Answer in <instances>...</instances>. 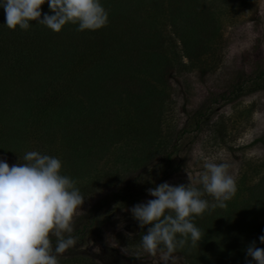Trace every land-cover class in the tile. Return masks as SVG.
Listing matches in <instances>:
<instances>
[{
	"label": "rangeland",
	"instance_id": "obj_1",
	"mask_svg": "<svg viewBox=\"0 0 264 264\" xmlns=\"http://www.w3.org/2000/svg\"><path fill=\"white\" fill-rule=\"evenodd\" d=\"M138 1L133 0L134 9L128 16L129 12H121L126 16L121 20L116 17L111 21V10H106V4L103 6L108 21L116 24L115 30H130V35L126 36L127 41L117 55L121 60L115 61L119 65L127 61L122 70L107 74L113 78L100 79L95 74L89 82L91 91L104 85L100 93L89 97V107L99 112L95 123L81 115L83 125H79L77 131L71 129L64 134H58L59 126H54V131L38 129L42 124L33 126L26 115L20 125L18 118L26 112L24 107H32V114L34 103L40 98L26 103L23 93L21 103L16 101L18 103L11 105L8 100L15 99L14 92L1 95L0 116L9 110L5 117L12 119L10 127L18 126V134L23 139L15 146L11 142L12 147L6 146L5 142L0 144V160L9 166L25 163L23 158L29 151L58 158L62 163L61 174L74 180L84 197V203L74 217V227H81L83 222L90 223L93 219L90 225L93 232L82 230L81 237L73 235L77 243L63 253L64 264H159V253L152 256L142 247L141 237L150 225L140 228L130 209L154 199L147 192L149 188L165 182L172 186L187 185V172L196 175L203 170L206 161L230 165L229 171L234 175L237 187L231 200L234 197L240 201L249 200L245 197L248 191L244 187L264 184V0L231 1V13L221 16L217 28L208 26L209 33L215 34V38L205 35L199 27L200 38L193 43L201 46L197 48L196 57L189 60L184 57L182 42L176 36L171 53H163V44L173 34L170 25L162 27L159 24L160 17L156 19L159 21L157 27L164 30L166 37L159 46L143 50L136 44L137 39L147 41L150 38L145 27V18L149 16L144 12L146 8L162 10L167 3L177 7L175 0H146V3L136 4ZM197 1L203 8L197 5L194 9L191 7V11L199 16L198 11L214 3ZM46 7L47 3L43 9ZM196 25V22L191 23L189 30ZM77 27L69 23L63 28L76 30ZM86 46L87 51H92L90 44ZM101 62H108L106 55H102ZM73 71L72 75L80 73L82 65L79 63ZM73 82L82 87L85 81ZM59 85L51 86L56 89ZM159 105L162 107L160 114H154ZM199 111L203 116L198 119L200 126L195 127L197 118L193 115ZM153 117L157 121L152 120ZM101 118L107 126L98 124ZM140 118L147 120L149 130H154L156 141L137 128L133 131L135 125L131 121L135 120L138 126ZM4 127L0 123V142L4 135L5 138L9 135L18 138ZM23 130L28 131L27 136ZM70 135L77 137L72 140ZM118 191L125 195L124 200L113 199ZM202 198L210 204L215 202L207 194ZM96 205L99 206L97 213L89 212ZM253 206L257 209L254 223L248 229L239 227L235 217L240 216L245 207ZM262 206L264 200H253L249 204H240L233 212L229 210L231 216L228 213L211 218V225L218 233L205 235L203 242L201 240L196 246L189 242L178 248L169 264H229L228 261L237 264L233 256L227 259L228 255L218 251V248L228 251L229 247L239 245L235 232L245 238L246 248L252 241L257 247L264 248L259 241L264 235ZM208 211L197 217L207 221ZM244 262L255 263L251 257Z\"/></svg>",
	"mask_w": 264,
	"mask_h": 264
},
{
	"label": "clouds",
	"instance_id": "obj_2",
	"mask_svg": "<svg viewBox=\"0 0 264 264\" xmlns=\"http://www.w3.org/2000/svg\"><path fill=\"white\" fill-rule=\"evenodd\" d=\"M45 3L52 14L41 18ZM0 7L11 30H27L34 21L57 33L69 23L78 25L77 32L95 31L108 23L100 0H0ZM23 159L25 163L12 166L0 160V264H59L58 256L77 243L71 233L84 197L76 182L61 174L58 158L29 151ZM229 169L227 163L206 161L196 175L186 171L187 185L165 182L149 188L154 199L130 209L140 228L150 225L141 237L142 247L152 256L159 253V264H169L178 248L201 241L194 216L227 207L237 191ZM205 194L215 202L203 199ZM51 236L56 237L54 248ZM259 241L264 244V235ZM246 255L255 264H264V248L255 241Z\"/></svg>",
	"mask_w": 264,
	"mask_h": 264
},
{
	"label": "trees",
	"instance_id": "obj_3",
	"mask_svg": "<svg viewBox=\"0 0 264 264\" xmlns=\"http://www.w3.org/2000/svg\"><path fill=\"white\" fill-rule=\"evenodd\" d=\"M175 1L177 5L175 8L171 7V3H169V5H167V3L164 7L162 6V10L153 9L152 7L145 9L144 12H147V14L149 13L147 19L145 18V27L147 28L146 31L150 34V38H148L147 41L144 39L142 41L137 39L136 44L141 46L143 50L159 46L161 41L166 37L164 30L157 27L159 21H156V19L160 17L162 19L159 20H161L162 24L161 22L159 24L162 27L165 24L170 25V32H172L174 36V38H172L173 36L169 35L171 36V39L163 44V53L165 55L168 52L171 53L172 44H175L173 40L176 36L182 42L184 57L189 60L193 56L196 57V54L198 53L197 48L201 46L197 47V44L193 43L198 42L196 38H200V32L202 31L205 35L212 37L211 39L215 38V34L209 33L208 26L210 25L217 28L221 16H226L231 13V1L234 0H224L223 2L221 0H211L214 2L212 5L206 6L204 9L198 11L201 13V16L191 11V7L194 9L195 6L199 5L197 0H182V2L179 0ZM100 2L102 6L106 4V10H111L109 12L111 21L114 18L116 19V17L119 20L126 17L122 14L124 11L129 12L127 13L128 16L130 12L133 11L135 5L133 0H116L115 3L110 2L111 4L107 0H100ZM162 2H160L159 5L162 4ZM141 3H146V0H139L136 4ZM199 6L203 8V5ZM233 9H236V7ZM41 10V18H43L44 13H50L49 6L43 9L42 5ZM187 11L191 14H188ZM130 17H132V15ZM111 21H108L107 25L103 27L104 29L97 31L85 30L83 32H77L76 30L62 28V30L57 33L35 21L30 22V27L27 30H21L19 27H17L16 30H11L5 25V11L4 8L0 7V102L1 95H8V92H14L15 95V99H7L11 105L18 103L16 101L21 103L20 98L23 93L26 103H33L35 98H40L39 102L37 100L38 103H34L33 115L31 114L32 107L29 105L24 107L26 112H23V115L18 118L20 125L23 124L22 119L24 115H26L28 120L30 118V123L33 124V126L42 124L38 129H42L43 127L47 132L54 131V126H59L58 134H64L71 129L77 131L81 125H83V117H81V115L87 116L90 119V123H95L96 114L99 112L97 109L89 107L91 104L89 97L100 93L99 90H102L104 85L99 90L95 89L96 91H91L89 88L91 78L95 74H97L100 79L113 78L109 77L107 74L116 73L118 70H122L124 62L127 63V61H124L122 65H119L115 61L121 60L117 55H119L120 50L124 47L126 43L125 41H127L126 36L130 35V30L116 31V24ZM193 22H196L197 25L192 30H189L188 26ZM199 27H201V31ZM86 44H90V49L92 51H87ZM114 52L115 55H112ZM102 55H106L108 62H101ZM58 58H61V60L58 61ZM79 63L82 65V71L78 74L72 75L71 73L74 72L73 68L77 67ZM73 80L78 83L84 81L87 83L84 82V86L80 87L78 84L74 83ZM50 84L60 85L59 87H56V89H53L52 87L54 86H51ZM49 87L53 90L48 89L47 94L45 90ZM108 89L111 88L109 87ZM161 102L162 101L160 100L159 103ZM161 108V105H159V109L156 110L154 114H160ZM86 110L87 112L85 113ZM6 112L10 113L9 110H6L0 116L1 126H5L4 130L10 132V134L14 133L18 138H12L11 135L5 138V135L3 136L2 134L3 137L0 144L3 145V142H5L6 146L12 147V145L15 146L21 142L23 138L18 134V126L10 127L12 119L9 120L5 117ZM201 116H203L202 111L193 115L195 119L197 118L195 127L200 126V121H198V119ZM101 120L103 121L101 118L98 121V124L107 126L108 123H105L104 121L101 122ZM152 120H156V118L153 117ZM131 122L135 125L133 128L134 132L137 128L138 131L143 134L146 133V136L149 137L150 140L156 141V134L154 130H149V126L147 127V120L144 119L143 121L142 118H140L138 126H136L135 120H132ZM23 134L27 136L28 131L23 130ZM23 134L20 133V135ZM76 137L77 136L74 135L69 136L72 140L76 139ZM167 156H170V154ZM254 187H244L248 191L245 197H249V200L244 198L240 201L236 199L237 197H234L233 200L226 202V208L221 209L217 207L214 210L209 209L212 211H208L210 217L207 221L206 218L200 219L197 216L193 217V223L201 230L202 242L205 235L218 233L216 232V227L211 225L213 223V221H210L211 218H220V216H224V214L228 213H230L229 215L231 216L233 210L236 207H239L242 203L249 204L253 200H264V184H255ZM261 191H263L262 194H260ZM119 197L124 200L125 195H122L119 191L115 192L113 199H118ZM238 202L241 203L238 204ZM254 207L255 206L251 208L245 207L241 211L240 216L235 217V222L238 223L239 227L248 229L254 223V218L257 214V209ZM98 208V205L93 206L89 212L92 211L97 213ZM261 211H264V206L260 208V212ZM92 221L90 223L83 222L81 227L76 225L71 235L81 237L82 230H91L93 232V230L90 229ZM227 222L231 224L229 220H227ZM223 223L225 222L223 221ZM216 224H218L217 220ZM235 233L236 236L239 237V245L233 248H230L228 245V251L223 250L222 248H218V251L222 253V255H228V257H225L227 259H229V256H233L234 260H237V264H246L244 261L249 259L245 251L247 249V242L239 232ZM50 239L52 240L54 248L56 237L51 236ZM241 245L243 246L242 248H240ZM63 255L64 254H60L58 256L59 264H64L65 262ZM235 255L236 258L238 256L237 259L235 258ZM67 262L70 263V259H67ZM228 263L230 264V261H228ZM70 264H74V262Z\"/></svg>",
	"mask_w": 264,
	"mask_h": 264
}]
</instances>
